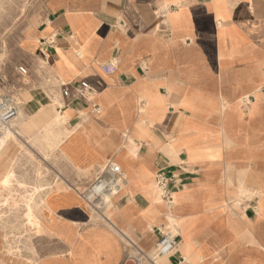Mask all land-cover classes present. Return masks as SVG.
<instances>
[{
    "label": "crops",
    "instance_id": "1",
    "mask_svg": "<svg viewBox=\"0 0 264 264\" xmlns=\"http://www.w3.org/2000/svg\"><path fill=\"white\" fill-rule=\"evenodd\" d=\"M31 29L23 118L61 104L66 185L120 174L113 227L52 189L31 251L7 253L0 223V264H119L121 234L151 253L166 231L161 264H264V0H44ZM57 79L92 92L64 98Z\"/></svg>",
    "mask_w": 264,
    "mask_h": 264
},
{
    "label": "rangeland",
    "instance_id": "2",
    "mask_svg": "<svg viewBox=\"0 0 264 264\" xmlns=\"http://www.w3.org/2000/svg\"><path fill=\"white\" fill-rule=\"evenodd\" d=\"M43 2L44 0H0V92L6 90L13 92L19 102L23 101V92L31 86L32 83V73L30 69L25 76H20L16 71L18 65L27 66L26 59L29 57L27 53L23 51L21 41L24 34L40 21ZM1 54L3 55L1 56ZM35 70L39 73L36 67ZM4 77L5 80H3ZM44 80L51 85L56 83V80L52 77H44ZM50 89L51 92H53L54 89ZM45 108L47 107H44V109ZM22 113V110L19 109L18 116H20L22 120H27L33 115L30 114L27 115L26 118H23L22 115L24 114ZM17 122L18 119L14 122V127L17 132L23 136V133L18 129ZM29 145L30 146L26 145V147H22L19 141H8L5 148L8 149L10 146L13 147L11 149L13 150V155L10 164L14 170L15 179L25 184V187H21L20 189L16 188V190V186H14L16 191H0V199H20V197L25 194V190H28L32 184L36 183V180H39L35 173L38 168H40L42 172L39 181L42 184H50L54 183L56 180H64L63 177L67 176L69 173L66 162L57 149H49V156L43 160L40 158L42 157L41 152L46 151L48 153L46 142L44 140L35 141V143L29 142ZM31 152H33V155ZM8 153L9 152H7L5 156L7 155L9 158L11 154ZM15 183L16 181L14 180L13 185L17 184ZM91 183L92 179L86 184H81L80 182L76 183L72 180L71 185L76 188L82 187L87 191ZM2 211L4 212L3 215L6 216L2 223L12 225V227H8L6 232L9 233L12 230V233L13 231L18 233V237L15 236L16 238L11 235L12 233L8 234L10 240L13 241V246L19 247L21 251L23 249L27 250V246L30 245L31 247V244H33V239H30L31 237L28 235V229L26 230V227L22 224L20 209L11 204L3 206ZM91 220L94 223L99 221L102 222V219L98 215H92ZM38 233L39 232L36 234Z\"/></svg>",
    "mask_w": 264,
    "mask_h": 264
},
{
    "label": "bare ground",
    "instance_id": "3",
    "mask_svg": "<svg viewBox=\"0 0 264 264\" xmlns=\"http://www.w3.org/2000/svg\"><path fill=\"white\" fill-rule=\"evenodd\" d=\"M13 30H14V28H13ZM76 44H77V42H76ZM25 51H27V50H25ZM2 55L3 54H1V56ZM43 65H46V64H43ZM243 100H244L245 103H247L249 101V98L246 96V97L243 98ZM60 105L61 104L59 102L54 100V102L50 105L49 110H48V107L45 108V109L42 108L37 113H35L32 116H30L27 120H22L20 118V116H17L16 120L18 119V122H17L18 129H19V131H21L23 133V136H21L18 133V135L11 136V138H6V139L5 138H0V165H2V164L3 165L10 164L12 156L8 158L7 155L5 156V154L8 151H13V150H11L13 147L10 146L8 149L5 148L7 143H8V141H10V142L12 140L19 141V143H20V145L22 147L23 146L26 147V145L30 146L29 142L35 143V141H41V139L39 140V138L41 137L46 142V145H47V148H48V153L46 151H42L41 152L42 153V157H40V158L43 159V160H45L47 158V156H49V151L50 150L58 149L60 143L63 141V138L67 137L69 135V133H71L74 130V128H75V127L74 128H67L66 127L65 124H66L67 118L64 116V114H62L59 111V106ZM47 118H48V122L42 125V121L47 120ZM38 128H40L41 131H42V134L39 137L36 135V133H34V132H39L40 131V129H38ZM4 149H6V150H4ZM32 153L33 152H31V154ZM48 159H49V157H48ZM4 169H5V171L0 172V191L1 192L10 191V190L11 191H13V190L16 191L17 190L16 188L20 189L21 187H25V184H23L21 182H18L15 179L14 170L11 167V165L9 167L5 166ZM35 173H36L37 178H39V180H36L37 181L36 183L32 184L29 187L28 190H25V192H24L25 194L22 195L20 197V199L19 198H14V199H10V200L7 199V198L6 199H4V198L0 199V223H1L2 228L5 230L4 239H5L6 251H7V253L11 254V256L12 255H16L17 253L21 252V250L19 249V247H14L13 244H12L13 241L10 240V237H9L8 234L12 233V230L9 233L6 232L8 227H12V225L2 223L3 219H5V217H6V216L3 215L4 212L1 210L2 207L6 206V205L13 204V205L17 206L20 209V216L22 218V224H23V226L26 227V230L28 229V235H29V237H31L30 239H32L36 235V233L40 231V219L41 218L39 219V217H40L39 216V214H40L39 212L41 211V209L44 206V198H45L46 194H48L50 191H52V189L70 188V189L76 190L80 195H81V193H85V195L88 197V200L92 202L90 205L88 203H86V205L91 210L92 215H98L110 227H113L111 219H110L111 214H110L109 209H108L110 207V205L112 204L111 203L112 198H111V196H109V194H107L105 192L102 193V190H101L102 186L96 185V186L93 187L92 190L86 191L82 187H80V188H72L71 187L72 185L71 186L70 185H66L62 180L61 181L56 180L54 183H50V184H42V183L39 182L41 174H42V172L40 171V168H38L35 171ZM14 180L17 183V184L15 183L16 185H13V181ZM14 186H16L15 187L16 190L14 189ZM161 191L162 190L159 189L156 192V196H157V194H158V196H160V194L162 193ZM96 193H98L101 196V198H102L101 201H95L94 198H95V194ZM17 195H20V194L18 193ZM109 199H111V201H109ZM102 201H105V202L108 201V204L103 206V204H102L103 202ZM41 221H42V219H41ZM170 221H171V223L174 222L173 219H168V223H170ZM94 227H95V225H94ZM11 235L13 237H15V236L18 237V233L14 232V231H13V233ZM26 249L27 250H25V251H31L32 247H28L27 246ZM159 259L160 258L157 257L156 261L159 262ZM158 264H161V263L159 262Z\"/></svg>",
    "mask_w": 264,
    "mask_h": 264
},
{
    "label": "built area",
    "instance_id": "4",
    "mask_svg": "<svg viewBox=\"0 0 264 264\" xmlns=\"http://www.w3.org/2000/svg\"><path fill=\"white\" fill-rule=\"evenodd\" d=\"M107 72L113 71V65L104 69ZM16 71L20 76L28 74V69L24 65H18ZM5 80V77L4 79ZM57 83L61 88V95L64 98L81 97L87 98L92 92L91 85L86 81H80L79 84L71 82H60L57 79ZM20 109V102L17 100L16 95L11 91L0 92V138H11V136L18 135L17 130L14 127V122L18 116ZM120 174L119 166L114 163H106L96 173L95 178L92 180L91 186L87 191L93 189L94 186H102V193L105 192L111 196L116 187V180ZM83 200L89 205L92 203L88 200L85 193H81ZM95 201H101V196L96 193ZM110 201V199H109ZM103 206L108 204V201H102ZM123 244V257L119 264H158L156 261L159 255L172 254L178 248V242L175 236L169 231L161 232L158 240L156 241L154 250L149 253L141 248L138 244L131 241L129 238L121 234Z\"/></svg>",
    "mask_w": 264,
    "mask_h": 264
}]
</instances>
